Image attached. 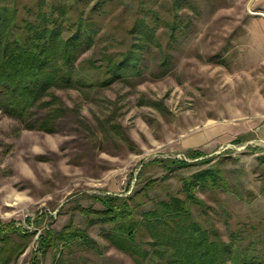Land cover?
<instances>
[{
	"label": "rangeland",
	"instance_id": "1",
	"mask_svg": "<svg viewBox=\"0 0 264 264\" xmlns=\"http://www.w3.org/2000/svg\"><path fill=\"white\" fill-rule=\"evenodd\" d=\"M251 2L115 0L107 8L105 32L119 50L132 44L122 30L142 15L141 8L178 18L174 36L152 21L168 56L165 66L156 48L146 49L138 78L92 89L53 90L69 108L53 133L26 130L0 110V220L33 233L15 264H30L35 256L39 264H133L108 245L100 226L86 228L77 207L101 210L94 197H129L151 181L153 201L183 197L182 179L209 167L219 168L243 200L222 190L198 191L207 206L194 209L201 222L215 225L224 240L227 229L239 223L264 225V193H259L264 17L249 14ZM89 55L91 51L80 60ZM35 112L37 117L46 114L45 109ZM236 138L241 142L233 143ZM188 148L201 150L210 162L170 172L153 163L170 158L193 163L184 156ZM151 208L149 202L139 210ZM69 221L87 229L105 248L103 254L78 250L67 255L63 247L39 250L45 229L60 231Z\"/></svg>",
	"mask_w": 264,
	"mask_h": 264
},
{
	"label": "trees",
	"instance_id": "2",
	"mask_svg": "<svg viewBox=\"0 0 264 264\" xmlns=\"http://www.w3.org/2000/svg\"><path fill=\"white\" fill-rule=\"evenodd\" d=\"M114 2L0 0V110L26 130L53 133L57 121L69 112L53 90L92 89L138 78L143 73L146 49L156 48L165 66L168 56L152 21L163 24L174 36L180 29L178 18L167 19L158 10L141 8L142 15H136L128 29L122 30L124 37L137 42L119 50L112 45L113 36L105 32L107 8ZM89 51L91 55L80 60ZM47 96L48 101L44 100ZM36 109H45L46 114L37 117ZM240 142L239 138L233 140ZM184 156L194 162L170 158L153 163L170 172L210 162L199 149L188 148ZM260 160L264 162V157ZM152 184L129 197H94L101 210L78 206L86 228L100 226L108 245L128 255L133 264H264V225L239 223L227 229L224 240L215 225H205L195 215L194 209L200 212L207 208L198 191L222 190L243 200L219 168L201 169L182 179L183 197L170 195L153 201L148 194ZM259 193H264V171ZM149 202L151 209L139 210ZM14 225L0 220V264H15L33 236ZM37 244L43 252L63 247L67 255L78 250L101 255L105 249L73 221L60 231L45 229ZM34 260L30 264H39L36 256Z\"/></svg>",
	"mask_w": 264,
	"mask_h": 264
},
{
	"label": "crops",
	"instance_id": "3",
	"mask_svg": "<svg viewBox=\"0 0 264 264\" xmlns=\"http://www.w3.org/2000/svg\"><path fill=\"white\" fill-rule=\"evenodd\" d=\"M252 5L248 8L249 14L252 16L264 17V0H252ZM264 133V127L261 130Z\"/></svg>",
	"mask_w": 264,
	"mask_h": 264
}]
</instances>
